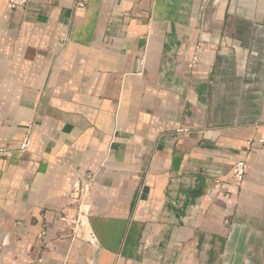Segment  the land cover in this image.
<instances>
[{
    "label": "crops",
    "instance_id": "crops-1",
    "mask_svg": "<svg viewBox=\"0 0 264 264\" xmlns=\"http://www.w3.org/2000/svg\"><path fill=\"white\" fill-rule=\"evenodd\" d=\"M259 138L264 0H0V264H264Z\"/></svg>",
    "mask_w": 264,
    "mask_h": 264
},
{
    "label": "built area",
    "instance_id": "built-area-1",
    "mask_svg": "<svg viewBox=\"0 0 264 264\" xmlns=\"http://www.w3.org/2000/svg\"><path fill=\"white\" fill-rule=\"evenodd\" d=\"M26 2V0H11V5H17V4H22L24 5ZM195 61V58H193V62ZM29 143V139L26 137L23 140V144L21 146V150L23 151L24 148H26L28 146ZM257 144L259 146V148L264 150V138H259L257 140H253V141H248L247 142V149L250 150L254 147V145ZM249 168V164L247 162H245L244 160H239L236 162L235 166L232 168L231 170V180L234 184H240L242 182V180L244 179V176L246 174L247 169ZM93 179V174H87L85 176V180L87 181L88 184H86V186H90L91 181ZM220 180L216 179L215 180V185L219 184ZM78 184L76 183L75 186H77ZM84 212L82 209L79 208V206L77 207V215L75 217H71L68 218V215L66 212L63 211V215H62V220L63 222H65V224L67 226H71V231L72 234H75L77 231H80L82 228V222L80 221V216L83 215ZM69 219V221H68ZM225 223H228V220L226 219L224 221Z\"/></svg>",
    "mask_w": 264,
    "mask_h": 264
}]
</instances>
